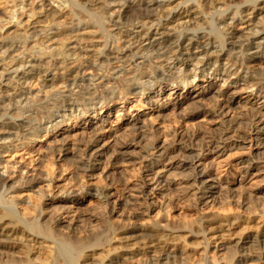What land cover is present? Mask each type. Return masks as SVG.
Wrapping results in <instances>:
<instances>
[{
    "label": "bare ground",
    "instance_id": "bare-ground-1",
    "mask_svg": "<svg viewBox=\"0 0 264 264\" xmlns=\"http://www.w3.org/2000/svg\"><path fill=\"white\" fill-rule=\"evenodd\" d=\"M59 1L53 8L49 0H38L31 10L25 9L31 1L26 6L21 1L10 9L11 16L2 15L4 6L0 11V264H34L33 260L39 264H129L141 241L143 264H161V260L177 264L188 257H180L177 249L168 246L180 240L189 243V238L194 242L189 243L191 249L202 252L197 264H264V224L261 238L255 234L241 238L231 245L235 253L223 256V262L218 258L211 262L206 256L209 247L222 239L239 216H198L194 225L171 212L174 208L167 200L176 175H181L180 183L191 180L200 185L204 176L220 182L221 173L235 180L243 172L238 167L241 160L235 162L231 153L241 144H224L211 155L189 156L186 145L177 143L192 144L209 130L211 119H218L220 126L254 123L257 115L264 116L258 105L247 108L234 98L245 87L256 86L264 99V68L250 65L264 62V0ZM20 9L28 11L24 20L16 14ZM211 76L223 78L228 88L217 95L212 92L220 90L217 81L210 80L205 87L199 85L201 81L198 84ZM167 85L199 87L186 95L174 91V123L178 125H165L160 140L153 122L163 116L164 109L156 108L148 118L132 113L158 105ZM136 90L141 96L130 101L128 111L113 126L109 115L122 110L117 101L128 103ZM242 106L245 110L238 111ZM103 108L104 114L99 115L97 109L102 112ZM88 113L91 117L77 128L81 115ZM68 124L71 128L63 131ZM127 132H136L135 138L142 140L147 137L146 157H150L128 175L118 165L128 144L117 139ZM262 132L263 136L250 138L247 150L252 154L255 140L262 146L256 155L259 159H264V128ZM74 135L80 136L83 147L76 152L62 150ZM36 141L41 144L35 153L40 172L37 179L27 180L23 167L15 169L8 163L11 157L23 159L24 154L31 163L35 155L28 146ZM167 160L173 162L165 164ZM250 167L249 163L244 167L246 174ZM130 177L134 179L129 181ZM58 178L66 182L56 191L59 196L96 197L93 207L99 223L81 227L89 207L48 201L56 197L51 191ZM90 181L106 185L119 181L122 188L108 190L101 200V191ZM130 198L140 205L123 212L120 207ZM259 200L263 206L264 197ZM235 204L241 203L236 200ZM255 212L264 217V207ZM204 221L211 226L203 228ZM226 244L213 248L225 250Z\"/></svg>",
    "mask_w": 264,
    "mask_h": 264
},
{
    "label": "rangeland",
    "instance_id": "rangeland-1",
    "mask_svg": "<svg viewBox=\"0 0 264 264\" xmlns=\"http://www.w3.org/2000/svg\"><path fill=\"white\" fill-rule=\"evenodd\" d=\"M21 1L24 3V6H26L25 4L27 2L31 1L29 3V5L27 7H25V9L29 8L28 10H31L32 7L35 5L36 1H38V0H29V1L28 0H11V1L0 0V11L2 10L3 6H4L3 8H5L4 14H2V15L6 14V16H7V14H8V16H11L10 13H12V12L10 9H12L15 4H18ZM49 2L53 8L55 6H58V4H60L59 0H49ZM22 5L23 4H20L19 7H21ZM143 6L145 7V5H143ZM24 11L28 12L27 10H24ZM24 11H21V9H20V10L16 11L18 13H16V12L15 13L20 17V19L24 20V15H25ZM126 17H127V15H126ZM126 17L124 19H126ZM250 65L252 67L254 66V68H256V69L264 68L263 60H260L259 63L251 62ZM232 77L233 76H231L230 79H232ZM207 79L208 80H206V81H205V79L204 80L203 79L198 80V84L201 81L199 85L200 86L204 85V87H205L208 85L210 80L217 81L218 85L221 86L220 90L217 88L212 89V92L217 94V95H219L221 93V90L226 89L229 86V84L228 85L226 83L223 84V78H221V77H216L215 79H213V76H211L210 78H207ZM199 85H197L196 87H188V86L187 87H180V89H179V87L177 89L171 85H167L165 88L166 93L164 95V98H162L158 102V105H156V104L148 105L147 108L143 109L139 113L135 110V111H133L132 116L137 115V116H141V117L144 116V117L148 118L150 116V114L153 112V110H155L156 108L157 109H159V108L164 109L163 116H162L163 118L160 116L158 119L154 120V122H153L155 129L158 130V135L160 136L159 137L160 140H163V137H162L163 136V132H162L163 129L162 128L167 124H170L172 126H174V124H175V126L178 125V124H176V122L174 123V119H175L174 118V116H175L174 112L176 110V107H175L176 93H174V91L178 90V91H180V93L182 95H186V94H190V93L194 92L195 90H197ZM135 92L137 93V90L134 91L133 93H135ZM139 96H141L140 93L129 95L130 99H129V102L126 104L120 103L117 101V106L120 108L122 107V110H118V111L112 110L111 114L109 115V120H108L109 123L112 121L113 126L119 124V122L121 121V119H119V118L122 116L123 112L128 111L129 106L131 105L130 101H133V103H134L135 100L137 98H139ZM234 98H235L236 102L242 103V105H245V107H247V108H249L251 105H258L262 109V111H264V105H262L264 103V99L259 94L256 86H253V87L249 86L247 88L245 87V89H243V91L235 94ZM219 99L221 100L222 97L219 96ZM211 103L212 102L209 101L207 104L210 106ZM201 107L202 106H200L199 108H201ZM123 108H124V111H123ZM205 108H207V107H205ZM201 109H203V108H201ZM104 110L105 109L103 108L102 112H99V109H97L96 112L100 113L99 115H103ZM244 110H245V108H243V106H242V109H241V107H240V110L238 109V111H244ZM257 116L254 120V123L244 122L241 124H238V123L233 124V122H232L231 124L224 123L220 126L218 123L219 122L218 119H211L210 124H209V130H207L206 133H201L200 134L201 136L199 135L196 138V140H194L192 142V144L188 143V145H187V143L186 144L177 143V146H180V145L185 146L186 145L184 148L187 149L186 151H188V153H187L188 155L190 154L189 156L195 155L196 153H199V155H202V156L211 155L212 153H214L216 151V148H222L224 146V144L238 143V144L242 145V146L240 145L237 148H233L231 150V153H233L234 161L237 162V161L241 160L240 163L238 164L239 165L238 167H241V170L243 171L240 174V176H239V174L234 176L235 180H232L233 177L228 176V175L224 177V174H222V173L219 174V176L222 175L220 177L221 178L220 182H217L216 178H214V177L204 176L203 182L200 185L193 183L191 180L183 181V183L182 182L180 183L179 181H181L182 178H180L179 176H181V175H176L175 176L176 178L173 177L174 179L171 178V182L173 184L170 186V191H169L170 195L167 196V200L170 201L169 207L170 208L172 207V209L174 208L173 211L171 210V212H173L175 215L178 214L177 217L178 216L180 217L182 215L185 218L184 219L185 221H187V220H189V222L192 221V223L194 225H195L194 220L197 221L198 216L199 217L204 216V219H210L211 217H213L215 215L214 217H217L219 219H224L226 217H233L234 215L235 216L238 215L240 218V219L238 218L236 220V222L231 226L232 228L230 227L229 231L223 232L225 234L223 235L222 239L217 240L216 243H213L215 245H217L218 243H221V242H223L225 244L227 243L226 244L227 249L221 250V251H218V250L216 251V249L213 248V246H215V245H211L212 247H209V251L206 253V256H207L208 260L211 262H212V260H215L217 258L219 259V262H221V261L223 262V260H224L223 256H227V254L232 255V253H235L233 250L236 251V248L234 249L235 246L233 247L231 245L235 241H237L241 238H244L247 236L253 237L254 234L256 235V237L260 236L259 238H261L260 231L262 230V226L264 224V221H263L264 217L262 216V214H260V212H257L258 213L257 214L255 211L256 210L258 211V209L261 210V208L264 207L263 203H262L263 206H260L261 204L258 205L259 203H261V201L259 199L262 200V198L264 197V159H261V158L259 159L256 156L257 152L259 150H261L262 146L259 143L255 142V140H253V141H251V144H252L251 150H252V154H254V158L252 157V154L247 153L248 144L250 143V138L255 139L256 136L263 134L262 129L264 128V116L263 117H259V116L257 117ZM90 117H91V115H90ZM90 117H89V113L85 116L81 115L80 118H82V121H80L77 124V128L82 126L84 121L86 119H89ZM199 118H202V116ZM258 118H260V119H258ZM198 120H200V119H198ZM246 124L248 126H244ZM67 128H71L69 124L62 126L63 131L66 130ZM106 129L107 128H105L104 130L106 131ZM159 131L161 133H159ZM136 134H137L136 132L135 133L127 132L126 137H124V138H121V136H119V135L117 136V139L118 138L120 139V140L118 139L119 142L125 141L128 144L126 146V150L124 149L126 152L125 156L123 158L124 160H123V162L118 164L120 167H122L121 170L122 169L126 170L127 175L129 173L131 174L132 169H134V167H138V165L141 161L145 163L150 158V157L149 158L146 157V153H147L146 138L147 137H145L144 140H142L143 137L141 138V136L135 138ZM202 134H204V135H202ZM72 136L68 137L69 139L67 138V140H66L67 144L64 145V147H62L63 148L62 150L66 149L67 151H70V152H76L78 147H79V149H81L83 147L84 144L79 139L80 136L79 135H78L79 137L77 135H74V137H72ZM261 136H263V135H261ZM85 137L86 136L84 135V139L86 140ZM213 137H215V138H213ZM201 140H203V141H201ZM215 141L218 142V144L214 143ZM101 143L102 142L99 143L100 146L102 145ZM145 144H146V146H145ZM198 144H201V146H198ZM40 145L41 144L37 143V141H36L33 144H30L28 146V150L31 151V154L35 155V153L37 152L36 150L40 147ZM202 147H203V149H202ZM207 148H209V149L211 148L213 151L211 149H210L211 151H208V150L206 151ZM234 153H235V155H234ZM248 158H251L252 160L249 159L250 160L249 161V160H247ZM177 159L178 158H176L174 160H177ZM180 159H183V158H180ZM34 160L31 163H29L28 154L27 155L24 154L23 159H20L18 156H16V158L11 157L9 159L8 165L9 166L13 165L15 167V169L16 168L19 169V168L23 167V176H25V179L29 180L32 178L31 180H33L34 178L35 179L38 178L39 172H40L39 165H38L39 163H37L38 162L37 161L38 160L37 155H35ZM172 160L171 161L167 160L165 162V164H169L170 162H173ZM244 160H245V162H243ZM99 162L100 161H95V164L97 165ZM248 163L252 167L249 168V171L246 174L245 168H246V165H248ZM99 164H101V162ZM127 171H128V173H127ZM37 172H38V174H37ZM169 172H171V171H169ZM132 179H134V178L130 177L129 181H132ZM177 179H178V181H177ZM174 181H175V184H174ZM64 182L65 181H62L60 178L56 179L53 182L54 188L52 189L51 193L56 194V191L60 187H63L64 185H66V182L65 183ZM90 182L92 184L93 181H90ZM176 183L178 185H176ZM120 184L121 183L119 181L118 182L115 181L110 185H106L104 181H101V182H95L94 181L92 185H95L96 187L98 186L99 192L101 191V195L99 196V198H101V200H103V195L106 194V192L108 190H114L117 192H118V190H121L122 185H120ZM130 184H131V182H130ZM200 186H202V188ZM219 187H220V189H219ZM35 188H37V187H35ZM203 188H204V190H203ZM123 192H124V194L126 193V195H127L126 191H120L119 194L123 193ZM51 195L52 194H50L48 197H50ZM59 195L60 194H56L55 198H48V201H51L57 205L58 204H66V206L79 205L85 209L87 207H89L87 209L88 211L86 212V215H85V217L87 219L84 217L82 219V222H79V226L83 227L85 225L86 227L85 226L84 227L88 228V226L90 227V225L92 226V225H95L96 223L100 222L98 220L99 219V214H97L98 210L95 207H93V206H95L94 202L97 201L96 197L90 198V197H87V194H85L83 196L78 195L76 198L73 199V198H68V197L65 198V197H62ZM220 195L223 197H221ZM219 198H223L221 200L222 203L220 202V205L224 207V208L221 207L223 210L219 208L220 207V205L218 204ZM236 200H237V202L239 201L241 203L239 207L236 206V204H235ZM127 203L128 204H126V206H123V208H122V206L120 207V209H122L123 212L124 211L125 212H127V211L131 212L130 211L131 209H133L134 207L137 208L140 205L139 200H137V201L135 199L131 200V198H130V200H128ZM229 203H231L232 205H230ZM227 205H228V207L230 206L231 209L226 210ZM209 206H211L210 207L211 209H212V207H214L215 209L211 210L209 208ZM235 208H237V209H235ZM180 211H181V213H180ZM214 212H216V214ZM90 214H92V216L88 217V215H90ZM198 214H200V215H198ZM221 216L224 218H222ZM84 221H85V223H84ZM196 225H197V222H196ZM209 226H211V224L208 221L207 222L204 221L202 224L203 228H206ZM189 240H190L189 243H191V241L193 242V239L189 238L188 241ZM180 241L177 243L175 242L176 244L173 246L172 245L168 246L169 249H171V248L177 249V251L180 254V257L182 256V258H183V257H185V255H186L185 259H187V257H188L187 260H180V262H178L177 264H195V263L197 264L198 262H200V261H198V259L200 258V255L202 254V252H200L201 250L198 248L191 249V247L189 246V243L187 241L186 242L182 241V240H180ZM136 245H137V249L139 248L137 251L138 254L135 255V257L132 258V260H130L129 264H136V263L137 264H141V263L143 264L145 262V261H143L145 258V254H143V252L141 251V247L143 246V242L142 241L138 242V244H136ZM191 245H193V244H191ZM156 253H158V252H156ZM156 253H155V255H158ZM181 253H184V254L181 255ZM139 258H140V260H139ZM195 260H197V261H195ZM34 261H36V262H34ZM161 261H163V260H161ZM161 261H159L161 264L165 263V261H163V262H161ZM177 261H179V260H177ZM33 262H34V264H39V260H38V262H37V260H33ZM44 264H46V263L44 262ZM169 264H176L175 260H174V262H171ZM253 264H255V263H253ZM261 264H263V263H261Z\"/></svg>",
    "mask_w": 264,
    "mask_h": 264
}]
</instances>
